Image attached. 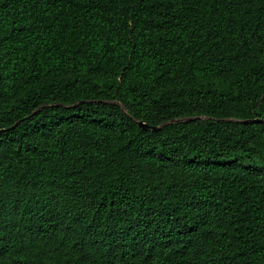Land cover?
I'll return each instance as SVG.
<instances>
[{
    "label": "trees",
    "instance_id": "trees-1",
    "mask_svg": "<svg viewBox=\"0 0 264 264\" xmlns=\"http://www.w3.org/2000/svg\"><path fill=\"white\" fill-rule=\"evenodd\" d=\"M254 119L264 0H0V264H264Z\"/></svg>",
    "mask_w": 264,
    "mask_h": 264
},
{
    "label": "water",
    "instance_id": "water-1",
    "mask_svg": "<svg viewBox=\"0 0 264 264\" xmlns=\"http://www.w3.org/2000/svg\"><path fill=\"white\" fill-rule=\"evenodd\" d=\"M183 120H174L171 123H179L182 122ZM240 123L248 125V124H262L264 123V120H244V121H240ZM138 126L144 130V131H154L157 132L161 129V127H154V126H149L148 124L144 123V122H138Z\"/></svg>",
    "mask_w": 264,
    "mask_h": 264
}]
</instances>
